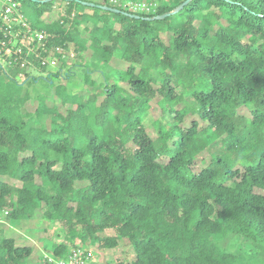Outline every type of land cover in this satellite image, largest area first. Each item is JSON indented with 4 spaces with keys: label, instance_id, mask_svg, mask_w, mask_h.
I'll list each match as a JSON object with an SVG mask.
<instances>
[{
    "label": "trees",
    "instance_id": "trees-1",
    "mask_svg": "<svg viewBox=\"0 0 264 264\" xmlns=\"http://www.w3.org/2000/svg\"><path fill=\"white\" fill-rule=\"evenodd\" d=\"M15 1L14 31L44 40L0 35V213L57 224L62 241L36 264L124 239L131 264H237L218 245L227 235L250 240L248 253L264 246V0H192L153 21L186 0H139L156 3L147 14L94 3L139 19ZM157 94L152 139L144 120ZM189 116L205 125L183 126ZM205 151L210 163L194 172ZM32 254L0 237V264Z\"/></svg>",
    "mask_w": 264,
    "mask_h": 264
},
{
    "label": "rangeland",
    "instance_id": "rangeland-1",
    "mask_svg": "<svg viewBox=\"0 0 264 264\" xmlns=\"http://www.w3.org/2000/svg\"><path fill=\"white\" fill-rule=\"evenodd\" d=\"M92 3H101L104 0H88ZM109 1V0H108ZM123 2V1H121ZM136 2H139L137 0ZM142 2V1H141ZM4 2L0 0V9L2 8ZM117 6V5H115ZM57 9V8H56ZM58 10V9H57ZM166 39L165 36H163ZM2 62V61H0ZM53 69L54 68H50ZM94 79L98 77L96 74L93 75ZM55 83L58 82L54 79ZM60 82V81H59ZM160 96L157 94L156 97L150 102L147 117L144 120L146 131L152 139L157 137V133L153 127L154 121L162 118V112L159 107L158 101ZM65 108H59L60 112L64 114ZM33 107L28 106V110L32 111ZM243 115H248L243 109L241 111ZM198 119L196 116H189L186 118L183 126H187L191 120ZM200 126L205 125L201 120L198 119ZM210 155L207 151L202 152L197 156L195 164L193 166L194 172H198L210 163ZM161 162H166V159L162 158ZM8 181L7 179H5ZM106 234L112 235V232L107 231ZM62 233L58 229L57 224H51L48 221L40 220L39 212L36 213L35 217L31 220H22L19 222L12 223V221L4 220L2 214L0 213V237H12L15 239L16 243L19 245H28L33 249V254L30 257L29 264H36L39 257L46 254V248L54 242L62 241ZM252 244L250 240L246 238H236L232 235H227L218 242L221 249L231 252L238 256L237 264H264V246L261 244H255L254 251H247L246 246ZM88 253V264H131L134 258V252L131 245L127 240H122L118 247L112 250H102L95 246H87Z\"/></svg>",
    "mask_w": 264,
    "mask_h": 264
},
{
    "label": "built area",
    "instance_id": "built-area-1",
    "mask_svg": "<svg viewBox=\"0 0 264 264\" xmlns=\"http://www.w3.org/2000/svg\"><path fill=\"white\" fill-rule=\"evenodd\" d=\"M4 4L0 9V35H2L3 40L9 39V43L11 45L17 44V39L21 36L20 43L22 45L31 44L34 40L41 47L43 45L44 35L42 33H35L34 35L30 33V30H27L30 34H21L20 30L14 31V26L21 25L22 15L19 14L20 3L15 0H3ZM109 3L113 6L117 5L123 9H127L132 13H140L147 14L150 12H154L156 8V3L153 2H144V1H119V0H109ZM25 25H22V28ZM28 29V28H27ZM9 35V36H8ZM1 45V42H0ZM3 49V46H1ZM44 50V49H43ZM7 51V50H6ZM45 51V50H44ZM9 52V50L7 51ZM20 52V49L18 50ZM48 63L47 59H43L40 61L42 66H45ZM88 253L83 254L81 249H77L72 251L68 259L66 260H53L49 259L53 264H88Z\"/></svg>",
    "mask_w": 264,
    "mask_h": 264
},
{
    "label": "water",
    "instance_id": "water-1",
    "mask_svg": "<svg viewBox=\"0 0 264 264\" xmlns=\"http://www.w3.org/2000/svg\"><path fill=\"white\" fill-rule=\"evenodd\" d=\"M32 2H38V3H41V4H44V3H48V2H51V1H54V0H30ZM71 1V0H69ZM77 2H80L82 5L84 6H87V7H91V8H98V9H101V10H104V11H108V12H112V13H116V14H122V15H125V16H128V17H132V18H135V19H139L140 17L137 16V15H133V14H130V13H126V12H123V11H120L114 7H108V6H104V5H96L94 3H90V2H84V1H79V0H76ZM192 0H186L184 1L183 3H181L180 5H178L175 9H173L172 11H169L167 13H164L162 15H159V16H155V17H148V18H144L145 20H148V21H153V20H163L164 18L166 17H169V16H172V15H175L177 14L179 11H181L185 6H187Z\"/></svg>",
    "mask_w": 264,
    "mask_h": 264
}]
</instances>
